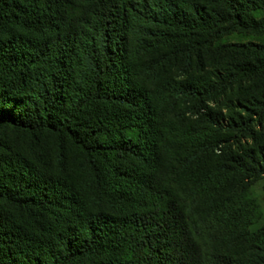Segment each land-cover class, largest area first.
I'll list each match as a JSON object with an SVG mask.
<instances>
[{"label":"trees","instance_id":"obj_1","mask_svg":"<svg viewBox=\"0 0 264 264\" xmlns=\"http://www.w3.org/2000/svg\"><path fill=\"white\" fill-rule=\"evenodd\" d=\"M264 0H0V264H264Z\"/></svg>","mask_w":264,"mask_h":264},{"label":"rangeland","instance_id":"obj_2","mask_svg":"<svg viewBox=\"0 0 264 264\" xmlns=\"http://www.w3.org/2000/svg\"><path fill=\"white\" fill-rule=\"evenodd\" d=\"M226 41L227 42L256 41V42L263 43L264 38L244 37V36H241L238 34H234L232 36L227 37ZM254 193H255V196L257 197V199L259 200L260 204L263 207V220H262V222H264V180H261L254 185Z\"/></svg>","mask_w":264,"mask_h":264}]
</instances>
